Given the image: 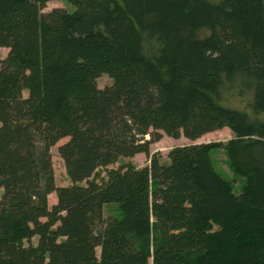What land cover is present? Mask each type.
Segmentation results:
<instances>
[{"label":"trees","instance_id":"16d2710c","mask_svg":"<svg viewBox=\"0 0 264 264\" xmlns=\"http://www.w3.org/2000/svg\"><path fill=\"white\" fill-rule=\"evenodd\" d=\"M48 1L0 0V264H264V121L222 104L264 111V0ZM222 127L224 143L150 152Z\"/></svg>","mask_w":264,"mask_h":264},{"label":"rangeland","instance_id":"374dc122","mask_svg":"<svg viewBox=\"0 0 264 264\" xmlns=\"http://www.w3.org/2000/svg\"><path fill=\"white\" fill-rule=\"evenodd\" d=\"M54 7H62L67 9L68 11H71L74 8L69 0H50L45 4L43 11H48ZM206 33L207 31H201L200 34H206ZM7 51H8L7 48L0 47V59H3L6 56ZM96 82H97V86L103 87L111 84V78L106 74H101L96 79ZM23 95L24 96L27 95L26 91H23ZM250 101H251V96L249 94H245L243 96L226 94L224 99L222 100V104L245 111L249 116V118L251 119L264 121V111L259 113L253 112L250 106ZM232 135H233L232 132L227 127H222L220 129L207 132L194 141H191L185 138L184 136L173 138L163 134L158 141L150 144V152L157 154L160 161L167 162L168 161L167 153L173 146L185 145L190 143H202V142L203 143L213 142L220 144L229 140L232 137ZM64 140L65 139L60 140L57 144L53 145L50 148L54 181L55 184L58 186L70 184V181L65 172L63 161L57 152L58 145ZM126 161H131L137 167H142L148 164V159L143 153H137L131 158L120 157L115 163L108 165L106 168L104 167L97 168L92 178H94L98 182H102L106 178V169H115L116 167H118L120 163ZM211 162L213 167L218 172H220L222 176H224L227 180H229L232 183L234 192L235 193L240 192L243 183V178L240 175H237L233 172L227 160L226 154L221 147H217L211 152ZM53 197L55 198V193L51 192V197L49 198H53ZM49 200L51 201V199ZM118 213H119L118 208L117 205L115 204H107L103 208V216L105 218H107L108 216L118 215ZM148 264H150V261Z\"/></svg>","mask_w":264,"mask_h":264},{"label":"crops","instance_id":"0c3cea01","mask_svg":"<svg viewBox=\"0 0 264 264\" xmlns=\"http://www.w3.org/2000/svg\"><path fill=\"white\" fill-rule=\"evenodd\" d=\"M49 197H51V193L48 195V198ZM49 199H51V201L49 200ZM48 200H49V203L50 204H52V203H54L55 202V198L53 197V198H49Z\"/></svg>","mask_w":264,"mask_h":264}]
</instances>
